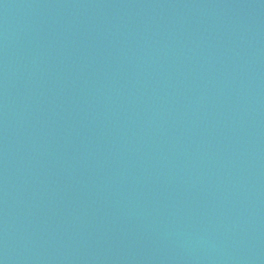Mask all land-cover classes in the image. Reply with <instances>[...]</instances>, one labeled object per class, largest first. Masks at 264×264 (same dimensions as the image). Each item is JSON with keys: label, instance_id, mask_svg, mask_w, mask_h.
<instances>
[{"label": "water", "instance_id": "95a60500", "mask_svg": "<svg viewBox=\"0 0 264 264\" xmlns=\"http://www.w3.org/2000/svg\"><path fill=\"white\" fill-rule=\"evenodd\" d=\"M0 264H264V0H0Z\"/></svg>", "mask_w": 264, "mask_h": 264}]
</instances>
